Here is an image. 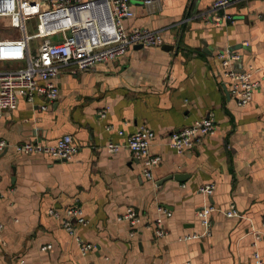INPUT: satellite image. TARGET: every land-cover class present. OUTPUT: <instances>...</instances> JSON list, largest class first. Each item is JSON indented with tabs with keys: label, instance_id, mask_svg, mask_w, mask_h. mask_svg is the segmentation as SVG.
Listing matches in <instances>:
<instances>
[{
	"label": "crops",
	"instance_id": "0c3cea01",
	"mask_svg": "<svg viewBox=\"0 0 264 264\" xmlns=\"http://www.w3.org/2000/svg\"><path fill=\"white\" fill-rule=\"evenodd\" d=\"M214 1L134 0L126 26L162 30L172 49L132 46L113 62L62 70L56 100L19 93L16 108L0 107V138L10 142L0 153V264H256V250L264 261V74L254 71L260 87L241 106L221 83L218 58L230 47L241 54L236 69L264 66V0L232 2L234 20L222 26L206 19ZM8 24L0 18L2 30ZM208 115L217 128L202 144L182 153L168 145L171 132ZM143 123L161 156L152 178L128 147H107ZM65 133L79 145L72 159L16 150ZM75 203L88 220L76 225L93 244L86 254L63 224ZM231 204L235 216L226 214ZM210 205L208 234L197 212ZM129 206L140 214L135 226L119 219ZM161 207L173 214L164 217L167 234L156 236Z\"/></svg>",
	"mask_w": 264,
	"mask_h": 264
},
{
	"label": "built area",
	"instance_id": "2783aa9c",
	"mask_svg": "<svg viewBox=\"0 0 264 264\" xmlns=\"http://www.w3.org/2000/svg\"><path fill=\"white\" fill-rule=\"evenodd\" d=\"M235 1L238 0H215L206 13V19L216 26L227 25L234 20V16L226 8ZM144 2L152 5L154 0ZM133 6L134 0H0V18L9 19L4 30L0 28V62L26 63L15 68H0V107L16 108L19 93L29 101H33L36 95L56 100L60 95V88L55 79L62 70L83 71L98 63L113 62L126 54L130 47L138 44L162 46L165 43L162 30L126 26V20L135 15ZM28 21L36 23V32H28ZM38 38L42 40L34 46L32 41ZM218 58L224 67L221 83L229 89L239 105H247L260 87V82L253 78V73L260 69L264 74V66L256 68L251 65L248 71L236 69L235 62L241 59V54L230 47L221 50ZM42 108L46 109L47 104H43ZM216 128L212 115L201 117L192 124L171 132L168 145L179 153L185 152L202 144L207 136L215 133ZM119 133L125 134V131L121 129ZM156 136V132L143 123L127 135L124 142L110 140L107 147L110 151L128 147L143 159L145 173L152 178V168L161 160L159 154L151 153V145ZM9 146V140L1 137L0 153ZM16 150L23 154H42L69 160L78 153L79 145L71 133H65L54 143L28 140L18 144ZM214 188V184H208L204 191L211 194ZM214 209L210 205L197 212L201 223L207 227L208 234L211 233V213ZM160 211L154 223L156 236L167 234L164 217L173 214L163 207ZM50 213L59 214L54 209ZM238 213L235 204H231L226 210L228 216ZM65 215V228L76 236L82 252L86 254L93 244L85 242L76 231V225L88 222L83 208L75 203L65 209ZM119 219L133 226L141 222L140 214L133 206L127 207ZM197 236L196 233L190 234L183 239ZM51 247L52 244L49 243L42 248L45 250ZM255 257L256 264L264 263L258 250L255 251Z\"/></svg>",
	"mask_w": 264,
	"mask_h": 264
},
{
	"label": "rangeland",
	"instance_id": "374dc122",
	"mask_svg": "<svg viewBox=\"0 0 264 264\" xmlns=\"http://www.w3.org/2000/svg\"><path fill=\"white\" fill-rule=\"evenodd\" d=\"M37 30V25L33 21H28V32L34 33ZM42 39H34L32 41L34 46L38 45V42H40ZM26 65L25 62H17V61H6V62H0V68H15L19 66Z\"/></svg>",
	"mask_w": 264,
	"mask_h": 264
},
{
	"label": "water",
	"instance_id": "95a60500",
	"mask_svg": "<svg viewBox=\"0 0 264 264\" xmlns=\"http://www.w3.org/2000/svg\"><path fill=\"white\" fill-rule=\"evenodd\" d=\"M137 47H143L142 44H138ZM163 48L165 49H172L173 48V45H170V44H164ZM178 178V176H176Z\"/></svg>",
	"mask_w": 264,
	"mask_h": 264
}]
</instances>
